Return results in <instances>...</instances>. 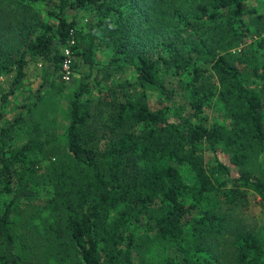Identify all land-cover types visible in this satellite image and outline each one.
Masks as SVG:
<instances>
[{"label": "trees", "instance_id": "trees-1", "mask_svg": "<svg viewBox=\"0 0 264 264\" xmlns=\"http://www.w3.org/2000/svg\"><path fill=\"white\" fill-rule=\"evenodd\" d=\"M242 1L0 0V74L12 73L1 102L21 83L27 57L61 74L70 29L71 49L79 54L71 57L70 75L80 63L95 67L99 37L113 48L103 72L110 83L96 74L92 83L88 74L80 77L66 101L62 133L32 119L29 137L11 148L9 130L23 118L0 127V193L11 195L0 211V264H32L20 252L11 214L35 196L30 177L41 163L65 153L73 169L49 199L48 214L57 225L53 236L66 238L77 264H133L140 232L174 251L168 263L220 264L216 246L228 221L214 200L217 191L227 188L221 198L235 202L252 191L264 203V178L247 167L257 155L264 159V16L249 22L255 39L248 57H228L208 43L215 30L222 32L223 19L230 27L237 22L224 10ZM78 10L89 11L84 31L66 17ZM125 65L133 82L121 78ZM210 75L214 81L206 80ZM176 82L182 104L175 110ZM213 83L227 123L203 115ZM149 93L156 107L149 106ZM180 166L192 171V183ZM231 245L238 264H264V248L248 232H234Z\"/></svg>", "mask_w": 264, "mask_h": 264}, {"label": "rangeland", "instance_id": "rangeland-1", "mask_svg": "<svg viewBox=\"0 0 264 264\" xmlns=\"http://www.w3.org/2000/svg\"><path fill=\"white\" fill-rule=\"evenodd\" d=\"M224 11L237 22L230 27L225 23L226 19H223L220 29L222 32L219 33L215 30L208 43L215 46L220 54H226L228 57H234L240 53H243L244 57L250 56L255 37L249 32L251 28L249 22L253 18L256 19L254 16H264V0H244ZM66 17L73 18L76 27L82 28L83 31L90 20L87 10L68 11ZM241 28L242 31L239 32ZM112 55L113 48L105 46L99 37L95 40L94 45L95 67L89 69L84 64H77L68 80H64L59 72L53 71L52 66L48 63L35 57H27L25 74L21 83L3 102L0 101V127L10 125L12 118L16 116H21L24 120L22 125L13 132L9 130L11 139L9 141L6 139L5 144L11 148L22 144L29 137L28 128L32 119L42 121L48 130L52 129L62 133L67 123L66 101L71 90L78 84L80 77L87 74L85 80L90 83L94 81L93 76L96 74L100 83L109 84L110 81L103 80L105 75L103 72L104 65ZM71 57L77 60L79 54L73 53L71 49ZM121 78L133 82L130 66L125 65ZM187 79L188 76L183 73L181 83L183 84ZM11 80L12 73L0 74V97L8 91ZM206 80L214 81V78L210 75ZM181 83L174 84L175 98L171 105L175 110L182 104L181 91L179 90L182 86ZM58 84L63 87L60 93L56 94L55 87ZM216 89V83H213L212 90L215 91V94L203 115L208 121L227 123L229 118L224 116L221 106L216 100ZM128 90L131 92V86L128 87ZM90 93L94 96L93 98L96 97L94 88ZM155 96L152 93L147 94V102L150 107L158 105L155 102ZM201 154L206 161L209 156L208 152L204 150L201 151ZM247 167L264 178V159L261 155L251 158ZM72 169L67 153L61 154L56 159L42 162L33 175L34 177H30L31 181L35 182V185L32 184L36 191L35 196L27 200H20L11 214L20 252L25 258H30L32 264H77L78 257L67 243L66 238L53 236L52 228L57 225L53 224V217L48 214L50 211L49 199L53 198L56 187L68 177ZM180 170L185 182L192 183L194 180L192 171L186 170L183 166H180ZM227 190V188L224 189L222 193L218 190L214 197L228 221V230L219 238L216 250L218 263L238 264L234 261L236 252L231 245L234 232H248L264 248V203L257 194L248 190H244L236 202L233 199L221 198ZM10 196V194L0 193V211ZM172 257L176 259L174 251L168 250L162 240L154 238L152 233H138L131 252L133 264H172L167 262V259Z\"/></svg>", "mask_w": 264, "mask_h": 264}, {"label": "built area", "instance_id": "built-area-1", "mask_svg": "<svg viewBox=\"0 0 264 264\" xmlns=\"http://www.w3.org/2000/svg\"><path fill=\"white\" fill-rule=\"evenodd\" d=\"M68 35V39L66 40L65 45L62 48L63 58L60 64L61 77L64 80H68L71 73L69 69V62L71 61V46L74 42V37L71 29L69 30Z\"/></svg>", "mask_w": 264, "mask_h": 264}]
</instances>
